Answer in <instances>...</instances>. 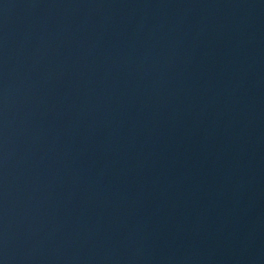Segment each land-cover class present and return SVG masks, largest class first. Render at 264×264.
I'll return each mask as SVG.
<instances>
[{
    "label": "water",
    "instance_id": "water-1",
    "mask_svg": "<svg viewBox=\"0 0 264 264\" xmlns=\"http://www.w3.org/2000/svg\"><path fill=\"white\" fill-rule=\"evenodd\" d=\"M0 264H264V0H0Z\"/></svg>",
    "mask_w": 264,
    "mask_h": 264
}]
</instances>
